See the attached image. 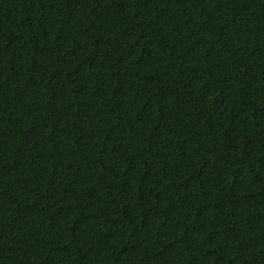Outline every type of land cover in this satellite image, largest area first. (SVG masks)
<instances>
[{"label":"trees","instance_id":"trees-1","mask_svg":"<svg viewBox=\"0 0 264 264\" xmlns=\"http://www.w3.org/2000/svg\"><path fill=\"white\" fill-rule=\"evenodd\" d=\"M0 264H264V0H0Z\"/></svg>","mask_w":264,"mask_h":264}]
</instances>
